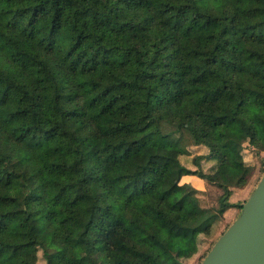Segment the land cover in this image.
<instances>
[{
    "label": "trees",
    "instance_id": "1",
    "mask_svg": "<svg viewBox=\"0 0 264 264\" xmlns=\"http://www.w3.org/2000/svg\"><path fill=\"white\" fill-rule=\"evenodd\" d=\"M245 147L264 152V0H0V264H183L241 212ZM172 168L218 208L174 204Z\"/></svg>",
    "mask_w": 264,
    "mask_h": 264
},
{
    "label": "rangeland",
    "instance_id": "2",
    "mask_svg": "<svg viewBox=\"0 0 264 264\" xmlns=\"http://www.w3.org/2000/svg\"><path fill=\"white\" fill-rule=\"evenodd\" d=\"M178 136L175 128L160 121V134L153 135L152 139L160 145H169L170 141ZM192 157L198 154L205 155L208 153V150L204 147L192 146ZM192 157H182V164L189 166L192 170L195 169V166L192 162ZM243 161L252 167L253 172L250 179L247 182V185L244 187L246 190H238L235 193L241 191L234 198L230 197V202L233 204H243L248 197L251 195L255 187L257 186L260 178L263 174L264 169V152L257 153L255 150H252L249 147H245L243 150ZM201 168L203 171H209L211 167L210 162H201ZM176 172L172 168L170 173V178L168 185L171 187V198L174 204L180 205L184 202L188 195L193 194L198 197L200 205L205 208H218V198L222 195V191L215 186L199 181L196 178H184L178 184L175 183ZM230 209V208H229ZM240 210L236 207H233L229 212L228 210L224 212L220 221L215 225L213 233L209 237L201 236L199 238V251L189 260H185L183 264H201L207 252L210 250L214 242L224 233L228 226H230L233 221L238 217ZM38 264H44L41 258L40 252L38 253Z\"/></svg>",
    "mask_w": 264,
    "mask_h": 264
},
{
    "label": "water",
    "instance_id": "3",
    "mask_svg": "<svg viewBox=\"0 0 264 264\" xmlns=\"http://www.w3.org/2000/svg\"><path fill=\"white\" fill-rule=\"evenodd\" d=\"M201 264H264V173Z\"/></svg>",
    "mask_w": 264,
    "mask_h": 264
},
{
    "label": "crops",
    "instance_id": "4",
    "mask_svg": "<svg viewBox=\"0 0 264 264\" xmlns=\"http://www.w3.org/2000/svg\"><path fill=\"white\" fill-rule=\"evenodd\" d=\"M243 190H246V188H244ZM243 190H241V191H243ZM241 191H239V192H241ZM239 192L233 194L232 198H234L236 195H238ZM231 202H232V201H231ZM231 210H232V208L228 209L229 212H230Z\"/></svg>",
    "mask_w": 264,
    "mask_h": 264
}]
</instances>
